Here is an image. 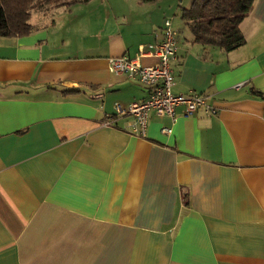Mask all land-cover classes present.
<instances>
[{"label": "crops", "instance_id": "crops-1", "mask_svg": "<svg viewBox=\"0 0 264 264\" xmlns=\"http://www.w3.org/2000/svg\"><path fill=\"white\" fill-rule=\"evenodd\" d=\"M181 4L89 0L0 36V264H264V0L230 51L194 42ZM59 8L81 12L80 31ZM166 18L172 92L204 93L216 114L151 113L144 137L128 117L104 124L147 95L108 59L159 41Z\"/></svg>", "mask_w": 264, "mask_h": 264}, {"label": "built area", "instance_id": "built-area-1", "mask_svg": "<svg viewBox=\"0 0 264 264\" xmlns=\"http://www.w3.org/2000/svg\"><path fill=\"white\" fill-rule=\"evenodd\" d=\"M177 30L170 18L163 21L161 39L147 44H140L134 57L121 55L108 59V69L126 78L135 80L147 90L144 98L134 100L127 105L114 103V114L104 124L113 123L118 117H128L123 129L129 134L144 137L151 113L167 116L174 122L178 115L183 117L195 114L202 109L206 114H216L206 94L197 91L175 94L172 92L173 70L172 61L176 59ZM156 58L152 64H143L141 57ZM180 107V111L177 108ZM164 134H170L171 127H162Z\"/></svg>", "mask_w": 264, "mask_h": 264}, {"label": "trees", "instance_id": "trees-1", "mask_svg": "<svg viewBox=\"0 0 264 264\" xmlns=\"http://www.w3.org/2000/svg\"><path fill=\"white\" fill-rule=\"evenodd\" d=\"M89 0H0V36L30 34L33 9H49L85 3ZM140 3L154 0H138ZM254 0H192L181 8V18L193 34V41L216 45L224 51L244 44L240 23L250 13ZM258 94V92H256Z\"/></svg>", "mask_w": 264, "mask_h": 264}, {"label": "rangeland", "instance_id": "rangeland-1", "mask_svg": "<svg viewBox=\"0 0 264 264\" xmlns=\"http://www.w3.org/2000/svg\"><path fill=\"white\" fill-rule=\"evenodd\" d=\"M53 1H55V0H53ZM190 2H191V0H181V3H182L181 5L184 6V7H187L190 4ZM76 4L77 3H75V6H76ZM80 4H84V3H80ZM51 9H53V8L49 7V9H45V8L44 9H33L32 13L40 14L42 12H45L46 10L48 11V10H51ZM53 12H54L53 14H54V19L55 20L60 21V20L64 19L62 21V23H65V25H64L65 29L64 30H67V32L71 31L74 34L75 31L78 32L82 28L81 27L82 16L79 17V14L81 13L79 10L75 9L71 13H64V11H62L59 8V9L54 10ZM33 18H36V16L34 15ZM79 19H81V21ZM174 19H175V23L178 22V20H179V18H177V16H174ZM100 23H102V20H100ZM75 40H76V37H74V42H75Z\"/></svg>", "mask_w": 264, "mask_h": 264}]
</instances>
